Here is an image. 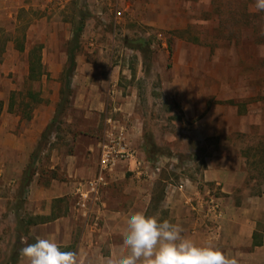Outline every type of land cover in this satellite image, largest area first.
I'll return each mask as SVG.
<instances>
[{
    "label": "rangeland",
    "instance_id": "rangeland-1",
    "mask_svg": "<svg viewBox=\"0 0 264 264\" xmlns=\"http://www.w3.org/2000/svg\"><path fill=\"white\" fill-rule=\"evenodd\" d=\"M254 5L214 0L213 9L202 11L169 0H0V146L8 147L0 152V264L14 242L17 218L32 221L34 178L24 179L39 142L41 184L50 175L49 150L85 145L90 135L102 142L107 120L127 130L136 124L158 155L168 157L164 172L172 174L201 156L175 98L176 87L194 86L200 93L194 107L207 101L208 109L237 110L242 130L227 139L241 153L250 156L264 146V12ZM81 21L67 92L68 54ZM136 40L146 42L144 54L131 49L139 46ZM33 48H39L43 74L29 81ZM48 125L50 134L41 141ZM253 160L247 159L245 184L256 192L264 169L251 166ZM72 200L78 208V196ZM57 203L62 213L65 199Z\"/></svg>",
    "mask_w": 264,
    "mask_h": 264
},
{
    "label": "crops",
    "instance_id": "crops-1",
    "mask_svg": "<svg viewBox=\"0 0 264 264\" xmlns=\"http://www.w3.org/2000/svg\"><path fill=\"white\" fill-rule=\"evenodd\" d=\"M169 1L183 7L192 4L202 11L213 9L214 2ZM111 74L112 79H117L119 71L113 70ZM176 89L183 119L190 122L187 133L197 147L195 152L201 153L199 160L185 161L172 174L165 173L168 157L157 155L155 160H148L144 136L134 124L127 130V143L135 151V158L112 168L107 185L87 212L74 207L72 198L77 184L96 174L101 136H84L85 145H58L49 150L50 175L43 179V184L36 178L38 170L33 175L29 217L34 223L28 227V234L35 240H54L62 250L72 248L78 252L81 264H103L121 253L127 218L140 211L161 222L166 219L179 224L183 237L200 246L218 248L237 264H264V180L257 183L256 192L245 184L249 180L247 159L251 157L241 153L233 139H227L242 130L237 110L225 107L218 112L220 106L215 104L208 109L207 101L194 107L195 98L200 97L196 88ZM262 146L258 145L256 150ZM7 150V146H0V152ZM214 187L220 213L214 220H205L202 201ZM60 199H65L62 213L57 205ZM22 261L21 257L19 263Z\"/></svg>",
    "mask_w": 264,
    "mask_h": 264
},
{
    "label": "clouds",
    "instance_id": "clouds-1",
    "mask_svg": "<svg viewBox=\"0 0 264 264\" xmlns=\"http://www.w3.org/2000/svg\"><path fill=\"white\" fill-rule=\"evenodd\" d=\"M254 6L264 12V0H255ZM182 231L179 224L134 212L126 221L121 253L103 264H237L218 248L183 237ZM20 256L27 264H81L78 252L62 250L47 238L26 244Z\"/></svg>",
    "mask_w": 264,
    "mask_h": 264
},
{
    "label": "built area",
    "instance_id": "built-area-1",
    "mask_svg": "<svg viewBox=\"0 0 264 264\" xmlns=\"http://www.w3.org/2000/svg\"><path fill=\"white\" fill-rule=\"evenodd\" d=\"M121 12H115L116 18L120 17ZM107 120L110 129L105 131L104 139L99 147V160L95 176L82 183H78L75 188V195L78 196V207L89 212L90 206L94 205L99 198L100 191L107 185V176L112 168L119 162H123L135 158L136 154L133 149L128 146L126 127L116 126ZM137 166H140L137 163ZM160 172V168L156 169ZM182 189L183 185L179 186ZM205 207L203 214L205 220H214L220 213V200L217 189L210 188L207 196L202 201Z\"/></svg>",
    "mask_w": 264,
    "mask_h": 264
},
{
    "label": "trees",
    "instance_id": "trees-1",
    "mask_svg": "<svg viewBox=\"0 0 264 264\" xmlns=\"http://www.w3.org/2000/svg\"><path fill=\"white\" fill-rule=\"evenodd\" d=\"M82 29H83V22L82 21L79 23L76 22L75 29L73 32V39H72L73 48H72V51L68 54V68L66 69V72H65V76H66L65 91L67 92H69L70 90V76L76 65L75 50L77 48V44H78ZM135 42L138 43L139 46L131 48V49H136L140 54H144L142 50V45H145L146 42L144 40H136ZM22 50L23 48L20 49V51ZM33 51H37V54L33 53V55H31V58L29 59V68H28L29 81L38 80L43 74V67L40 61L39 48H33ZM227 103H231V102H227ZM2 106L3 104L2 102H0V113L2 111ZM49 134H50V125H48L44 129L41 135V141L42 139L46 138ZM40 144L41 143L39 142V145H37V148L35 149V151L33 152L31 156V166L29 167V169H31V172L27 173V175L25 176L24 184L30 183L32 179V175H34L35 173L36 166L38 163V153H39L38 146H40ZM144 151L147 155L148 160L155 159V156L159 154L153 142L150 140L148 141L146 138L144 139ZM245 156H248L247 152L245 153ZM250 156H252L251 158L253 159L257 158V160H253V162H251L250 164L251 166H260L261 169H264V146L260 147L259 150L254 151L253 154H251ZM33 223H34L33 221L25 222L23 220H18L17 218L16 236H15L12 246L8 250L7 255L2 260V264H18L21 259L20 250L23 247H25L26 244L34 243L36 241L33 237H31L28 234L29 233L28 227L31 226ZM65 250L66 251L71 250V248L69 249L67 248Z\"/></svg>",
    "mask_w": 264,
    "mask_h": 264
}]
</instances>
